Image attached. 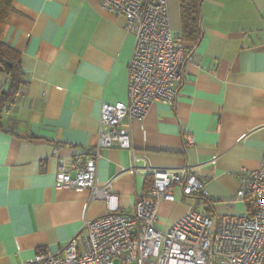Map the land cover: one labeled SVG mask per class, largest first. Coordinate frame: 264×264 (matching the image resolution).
<instances>
[{"label": "crops", "instance_id": "0c3cea01", "mask_svg": "<svg viewBox=\"0 0 264 264\" xmlns=\"http://www.w3.org/2000/svg\"><path fill=\"white\" fill-rule=\"evenodd\" d=\"M166 2L178 37L179 0ZM201 13V40H182L188 60L176 102L124 120L138 164H191L211 194L210 203L180 191L161 201L163 231L191 209L244 214L237 190L264 153V0H202ZM125 23L101 0H13L3 39L20 51L29 83L0 118V264H25L41 247L59 252L86 220L110 210L89 189L55 180L60 158L96 149L102 102L126 100L135 36ZM6 82L0 70V89ZM132 163L131 151L115 146L97 159L98 182L111 181L124 211L148 195Z\"/></svg>", "mask_w": 264, "mask_h": 264}, {"label": "built area", "instance_id": "2783aa9c", "mask_svg": "<svg viewBox=\"0 0 264 264\" xmlns=\"http://www.w3.org/2000/svg\"><path fill=\"white\" fill-rule=\"evenodd\" d=\"M103 8L123 15L125 27L135 36L129 61L126 100L103 101L96 149L86 157L60 158L55 186L83 187L92 197H102L110 210L85 221L59 252L38 248L25 264H264V153L258 168L250 170L237 199L244 202V214L217 215L191 209L168 231L157 227L159 205L175 200L176 193L198 195L208 203L211 194L195 166H152L138 164L126 118H142L154 102L174 104L180 93L188 57L183 41L170 26L166 0H101ZM193 135L187 143L193 144ZM120 147L131 151L132 172L147 180L148 195L137 198L132 210L118 209L111 181L98 182L97 159L101 149ZM216 161V156L212 157Z\"/></svg>", "mask_w": 264, "mask_h": 264}, {"label": "trees", "instance_id": "16d2710c", "mask_svg": "<svg viewBox=\"0 0 264 264\" xmlns=\"http://www.w3.org/2000/svg\"><path fill=\"white\" fill-rule=\"evenodd\" d=\"M201 3L202 0H179L182 31L178 37L181 40H201ZM12 7L13 0H0V70L7 75L6 86L0 89V118L6 108L19 100L21 89L29 83V76L22 66L20 51L3 39V31Z\"/></svg>", "mask_w": 264, "mask_h": 264}]
</instances>
